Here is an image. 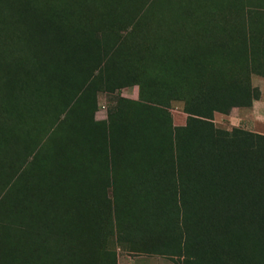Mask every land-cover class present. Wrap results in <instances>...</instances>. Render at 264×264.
Wrapping results in <instances>:
<instances>
[{
    "label": "rangeland",
    "instance_id": "374dc122",
    "mask_svg": "<svg viewBox=\"0 0 264 264\" xmlns=\"http://www.w3.org/2000/svg\"><path fill=\"white\" fill-rule=\"evenodd\" d=\"M262 81L264 0H0V264H179L177 175L227 157L203 122L264 135L226 106ZM256 228L205 263L264 264Z\"/></svg>",
    "mask_w": 264,
    "mask_h": 264
},
{
    "label": "trees",
    "instance_id": "16d2710c",
    "mask_svg": "<svg viewBox=\"0 0 264 264\" xmlns=\"http://www.w3.org/2000/svg\"><path fill=\"white\" fill-rule=\"evenodd\" d=\"M248 92L242 93L238 101L232 100L226 106H249L256 98L251 100ZM224 94L225 92L220 96ZM190 95L192 94L189 93ZM224 97L227 100L229 95L226 94L223 99ZM210 114L211 112L204 117L210 118ZM203 123L209 129L210 144L215 141H223L222 143L226 144L227 157L225 156L226 159L219 164L212 162L209 156L197 158L194 163V175L196 177L203 175L204 180L200 182L204 184L194 189H186L182 184L184 175L180 172L177 175L180 227L184 233L176 245L164 244L165 251L162 254L176 257L181 255L180 260H177L179 264H206L205 255L209 242L215 247L228 249L231 239L234 244L237 242L242 247L244 241H251L257 237L256 225L264 223V135L236 129L237 134L232 137L228 130H218L209 121ZM236 136L238 138H235ZM203 166L208 167L204 174L201 169ZM189 180L195 182L197 178ZM190 207L196 219H183V215L191 212L188 211ZM206 213L209 217L214 213L219 218L228 219L205 222ZM200 216L203 219H198ZM210 222H213V231L208 229ZM188 248H197L200 254L187 251L182 254L183 250ZM216 260L215 256L211 255L208 264H216Z\"/></svg>",
    "mask_w": 264,
    "mask_h": 264
},
{
    "label": "crops",
    "instance_id": "0c3cea01",
    "mask_svg": "<svg viewBox=\"0 0 264 264\" xmlns=\"http://www.w3.org/2000/svg\"><path fill=\"white\" fill-rule=\"evenodd\" d=\"M260 97L253 99L251 104L246 108L239 106L233 107L228 115V120L231 125L248 126L261 125L264 126V81L260 83ZM254 130V129H253ZM259 132L258 130H254Z\"/></svg>",
    "mask_w": 264,
    "mask_h": 264
}]
</instances>
